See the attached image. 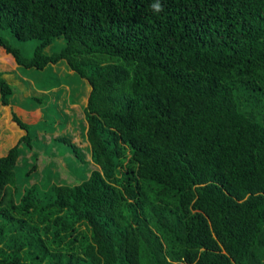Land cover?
<instances>
[{
  "label": "trees",
  "instance_id": "1",
  "mask_svg": "<svg viewBox=\"0 0 264 264\" xmlns=\"http://www.w3.org/2000/svg\"><path fill=\"white\" fill-rule=\"evenodd\" d=\"M153 2L0 0V46L18 67L64 60L90 84L98 165L76 184L17 189L33 144L12 112L23 134L0 152V264H264V0Z\"/></svg>",
  "mask_w": 264,
  "mask_h": 264
},
{
  "label": "rangeland",
  "instance_id": "2",
  "mask_svg": "<svg viewBox=\"0 0 264 264\" xmlns=\"http://www.w3.org/2000/svg\"><path fill=\"white\" fill-rule=\"evenodd\" d=\"M8 35L7 32H4ZM42 49L50 54L60 48L63 39ZM35 41L27 42L24 56L33 52ZM33 72L18 67L14 57L0 46V71L13 86L8 105L0 104V152L15 144L23 134L12 118L15 112L30 126L33 147L21 144L17 159L19 176L16 183L21 190L31 183L76 184L98 168L91 157L86 138L88 123L85 108L91 86L71 70L66 61L50 64V68ZM65 135L74 141L83 158H78L71 147L57 139Z\"/></svg>",
  "mask_w": 264,
  "mask_h": 264
},
{
  "label": "clouds",
  "instance_id": "3",
  "mask_svg": "<svg viewBox=\"0 0 264 264\" xmlns=\"http://www.w3.org/2000/svg\"><path fill=\"white\" fill-rule=\"evenodd\" d=\"M150 7L154 13H159V12L163 11L160 0H154V2L151 3Z\"/></svg>",
  "mask_w": 264,
  "mask_h": 264
}]
</instances>
